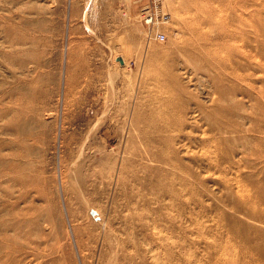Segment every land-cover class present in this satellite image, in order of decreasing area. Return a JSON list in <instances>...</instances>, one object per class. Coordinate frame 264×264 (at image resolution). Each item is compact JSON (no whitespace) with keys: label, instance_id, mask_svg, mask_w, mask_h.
Masks as SVG:
<instances>
[{"label":"rangeland","instance_id":"374dc122","mask_svg":"<svg viewBox=\"0 0 264 264\" xmlns=\"http://www.w3.org/2000/svg\"><path fill=\"white\" fill-rule=\"evenodd\" d=\"M157 1L164 41L143 19L154 0H0V155L23 180L0 213L20 223L13 264H221L210 240L230 205L204 145L264 153V0ZM203 36L200 73L184 52Z\"/></svg>","mask_w":264,"mask_h":264},{"label":"bare ground","instance_id":"6f19581e","mask_svg":"<svg viewBox=\"0 0 264 264\" xmlns=\"http://www.w3.org/2000/svg\"><path fill=\"white\" fill-rule=\"evenodd\" d=\"M144 18L145 16H143V19ZM201 18H203V16H201ZM226 26V23H220L218 28L220 27L223 30L222 32L225 34L227 29ZM155 29L158 30L159 27L156 26ZM206 39L208 38L203 36L199 39V41H197V48L194 53L190 51L184 52V54L189 57L190 62L188 63L195 66L192 68V70L198 71L200 73L203 71V68L197 65L198 61L200 60V55H197V50L203 51L205 49V44L207 41ZM254 46L257 51H260L262 48L259 42H257ZM226 54L229 55L228 53ZM214 56L215 53H211L210 57L206 59L204 58L202 60V64H217L224 67V62L226 59L224 61L223 56V58L220 56L218 58H213ZM226 57L229 58L228 56ZM227 61L229 62L228 59ZM163 68L167 69V66L165 65L164 67L163 65ZM2 93L4 92L0 87V95H3ZM172 93L173 90L171 92V96ZM168 104L171 105V102ZM173 106L175 107V105ZM21 111V104H19L15 110L17 117H20ZM8 113V107L6 105H2L0 107V121L5 120ZM4 126L8 125L5 124ZM228 127L229 126L227 125L224 126L222 129L223 132L229 133L230 130ZM14 128L20 134L22 133V128L18 124ZM2 137L3 136L0 138ZM227 140L229 139H209V141L204 145V148H206L205 152H208V163L212 166V168L214 167V169H217L220 175L224 176V181L222 182L227 187L225 195L230 205V212H227L228 214L224 216L227 230L226 234L220 233L218 227L215 228L216 231L211 236L210 244H212L215 248L213 249V252L214 250L215 252L216 250H219L218 252L221 259L218 260L219 262L221 260V264L222 260L224 264H264V181L261 178L263 172L257 170L259 168L262 169V166H264V153L262 150L256 151V149L252 150V148H249L252 152L250 154L254 156L253 162H251L252 160L250 161L247 155H244L242 159V161H244L243 164L240 162H234L232 161V151L230 149H226L224 146V143H226ZM3 141H5V139ZM20 141H22V139H20L19 142ZM262 143L264 144V139H262ZM3 145L4 143H1V146ZM258 145L264 147V145L259 143ZM241 146L243 147V145ZM20 161L19 155H0V201L4 202L1 203L2 205L0 206V213L4 212L7 217L10 209L15 212V207L17 209L20 203L19 197L18 200H13L12 202L10 201L12 199V195L16 192L14 187L16 188V186H20L21 183H23L21 176L22 166L19 163ZM243 168L252 169L253 175L249 176L247 183H244L237 177L231 176L233 172L241 171ZM13 190H15V192ZM18 195L21 196L20 193H18ZM15 228L20 229L19 222H8V218L0 219V264H13L14 255L21 252L22 243H20V241L15 237L14 240H12L11 235L8 234V231H11Z\"/></svg>","mask_w":264,"mask_h":264},{"label":"built area","instance_id":"2783aa9c","mask_svg":"<svg viewBox=\"0 0 264 264\" xmlns=\"http://www.w3.org/2000/svg\"><path fill=\"white\" fill-rule=\"evenodd\" d=\"M168 18L167 13L162 10L161 6L159 7L157 0H154L145 13V23L155 33V39L158 41H164L165 35L161 31L156 30L155 27L159 25V22L163 23L167 21Z\"/></svg>","mask_w":264,"mask_h":264},{"label":"water","instance_id":"95a60500","mask_svg":"<svg viewBox=\"0 0 264 264\" xmlns=\"http://www.w3.org/2000/svg\"><path fill=\"white\" fill-rule=\"evenodd\" d=\"M119 61L122 63V59H119Z\"/></svg>","mask_w":264,"mask_h":264}]
</instances>
